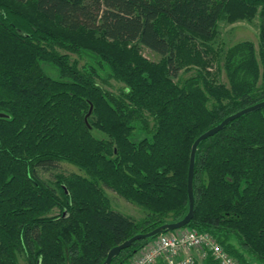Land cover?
Segmentation results:
<instances>
[{
	"label": "trees",
	"instance_id": "1",
	"mask_svg": "<svg viewBox=\"0 0 264 264\" xmlns=\"http://www.w3.org/2000/svg\"><path fill=\"white\" fill-rule=\"evenodd\" d=\"M257 16L258 47L219 43L221 21ZM181 71L194 72L176 81ZM263 100L264 0H0V264H103L125 240L182 220L194 141ZM59 162L87 176L40 177ZM104 187L144 217L114 209ZM193 187L185 227L264 264V107L200 143ZM157 237L112 264H132Z\"/></svg>",
	"mask_w": 264,
	"mask_h": 264
},
{
	"label": "rangeland",
	"instance_id": "2",
	"mask_svg": "<svg viewBox=\"0 0 264 264\" xmlns=\"http://www.w3.org/2000/svg\"><path fill=\"white\" fill-rule=\"evenodd\" d=\"M260 38H261V20L259 16H257L252 22L240 21L234 24H228L224 21L220 22V37L218 41L219 43L222 44V46L226 48L245 40L254 42L256 47H258L260 43ZM61 51L64 52L63 50ZM142 53L145 57L153 61L160 60V55H158L157 53H155L154 51H152L147 47H142ZM70 56L72 61H77L79 63V67H82L88 60H91V58L86 55L81 56L78 54L71 53ZM46 70L51 76L57 77L56 72H54L49 67H46ZM193 72L194 71H189V72L181 71L179 77L176 78L175 80L176 81L184 80L185 78L189 77ZM103 77L104 80L100 79L99 81L107 90L112 91L114 93H120L121 88L124 87L123 83L118 82L113 78H109L108 75L105 73L103 74ZM220 80L224 83H228L226 73L223 70L221 71L220 74ZM56 166H57L56 169L39 170L40 177L53 184L55 181V175L59 173L70 174L73 172H78L82 175L87 176L84 170L80 169L78 166L69 162H59L56 164ZM104 188L107 195L111 199L114 209L119 210L126 215H130L134 219H140L144 217L145 211L143 210V208L138 207L136 204L127 201L125 198L119 196L113 190L108 189L106 187ZM21 260L23 259L21 258ZM22 263L24 264V261H22ZM251 264H260V263L259 261L256 260L251 262Z\"/></svg>",
	"mask_w": 264,
	"mask_h": 264
},
{
	"label": "built area",
	"instance_id": "3",
	"mask_svg": "<svg viewBox=\"0 0 264 264\" xmlns=\"http://www.w3.org/2000/svg\"><path fill=\"white\" fill-rule=\"evenodd\" d=\"M195 250L201 258L211 257L217 264H243L211 233L190 227L158 235L139 251L132 264H156L159 259H164V264H196Z\"/></svg>",
	"mask_w": 264,
	"mask_h": 264
},
{
	"label": "water",
	"instance_id": "4",
	"mask_svg": "<svg viewBox=\"0 0 264 264\" xmlns=\"http://www.w3.org/2000/svg\"><path fill=\"white\" fill-rule=\"evenodd\" d=\"M264 107V100L260 101L254 105L248 106L246 108H243L242 110L226 117L221 123L214 126L213 128L209 129L208 131L201 134L193 143L192 150H191V157H190V164H189V174H188V194H189V200H190V206L189 211L187 215L180 221L177 222H171V223H165L162 224L156 228H154L151 231L148 232H142L134 235L133 237L125 240L123 243L113 247L107 256L106 261L103 264H112V260L114 257L119 255V253L126 249L131 247L136 241L148 239L150 237H154L157 235H160L164 233L165 231H173L178 230L180 228H183L187 226L190 221L193 219L194 216V206H195V197H194V187H193V180H194V171H195V160H196V152L201 142L204 140L214 136L219 131H221L227 124H229L231 121L243 116L244 114L253 112L257 109ZM91 110L87 117L90 115ZM89 125V124H88Z\"/></svg>",
	"mask_w": 264,
	"mask_h": 264
},
{
	"label": "crops",
	"instance_id": "5",
	"mask_svg": "<svg viewBox=\"0 0 264 264\" xmlns=\"http://www.w3.org/2000/svg\"><path fill=\"white\" fill-rule=\"evenodd\" d=\"M194 254L197 257L196 264H217L214 260H210L209 258L207 259L201 258L199 250H195ZM156 264H164V259H159Z\"/></svg>",
	"mask_w": 264,
	"mask_h": 264
}]
</instances>
